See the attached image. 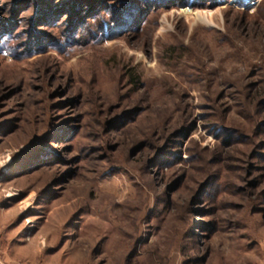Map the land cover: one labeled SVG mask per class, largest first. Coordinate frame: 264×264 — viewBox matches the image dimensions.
Returning <instances> with one entry per match:
<instances>
[{"label":"rangeland","instance_id":"rangeland-1","mask_svg":"<svg viewBox=\"0 0 264 264\" xmlns=\"http://www.w3.org/2000/svg\"><path fill=\"white\" fill-rule=\"evenodd\" d=\"M40 1L0 0V264H264V0Z\"/></svg>","mask_w":264,"mask_h":264},{"label":"trees","instance_id":"trees-1","mask_svg":"<svg viewBox=\"0 0 264 264\" xmlns=\"http://www.w3.org/2000/svg\"><path fill=\"white\" fill-rule=\"evenodd\" d=\"M43 1L44 0H41L40 2H42L43 3ZM75 1V0H74ZM140 1H143V2H145L146 0H140ZM154 1H158L159 2V4H162V5H168L169 3L171 4L172 2H171V0H154ZM174 1H176V2H178V3H180V2H182V0H174ZM180 1V2H179ZM210 0H208V2H209ZM249 1H251V0H249ZM46 2V1H45ZM44 2V4H45V6L47 5V3H45ZM47 2H49V3H51L52 2V0H47ZM83 1H79V3L81 4ZM89 2V1H88ZM237 2L238 3H243L244 1L243 0H237ZM94 5V4H93ZM193 5H195V3H193ZM68 7L67 8H71L73 11H72V14L74 15L73 17H72V23H71V25H72V29L70 28V30H69V32L71 33H73L74 31L73 30H75V29H77L76 28V26H78V25H80L81 23H82V19L87 15V16H89V17H93L97 12H98V10L97 9H95V7H93L92 9L90 8V4H89V9H88V12H86V11H84V10H82L84 13L83 14H80V12H81V10L79 11V10H76V11H74V4H71V5H67ZM80 6V5H79ZM191 7H192V3H191V5H190ZM135 7H137V6H135ZM134 6H133V9H131L129 12H127V14H125V15H123L122 16V18H121V21L120 20H117V23L119 24V28H122V27H125L129 22V20H131L132 19V15L137 11V10H135L136 8H135ZM58 8L57 9H55V10H50V9H48L47 10V12L46 13H44L43 14V16L42 17H44V15H45V19H47V20H53L57 15H58V13H60L61 11H62V9H59L58 11ZM41 17V18H42ZM75 17V18H74ZM94 18V17H93ZM76 19V20H75ZM5 35L7 34V33H4ZM3 37V36H2ZM3 38H6V36H4ZM8 38V37H7ZM46 44L48 43V40H46V42H45ZM49 44V43H48ZM37 47H39L38 45H37Z\"/></svg>","mask_w":264,"mask_h":264}]
</instances>
